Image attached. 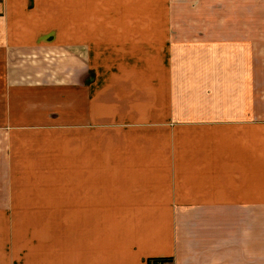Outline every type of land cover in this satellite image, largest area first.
Instances as JSON below:
<instances>
[{
    "label": "crops",
    "instance_id": "1",
    "mask_svg": "<svg viewBox=\"0 0 264 264\" xmlns=\"http://www.w3.org/2000/svg\"><path fill=\"white\" fill-rule=\"evenodd\" d=\"M25 216L36 264H264V0H0V218ZM2 222L0 264L37 260Z\"/></svg>",
    "mask_w": 264,
    "mask_h": 264
},
{
    "label": "rangeland",
    "instance_id": "2",
    "mask_svg": "<svg viewBox=\"0 0 264 264\" xmlns=\"http://www.w3.org/2000/svg\"><path fill=\"white\" fill-rule=\"evenodd\" d=\"M196 1H194V5H197ZM2 220V225L9 227L8 225L13 222H16L17 225H21L20 234L21 241L27 244V246H31L32 255L37 260H14V264H36V262H40V260L44 257V242H45V224L46 218L44 216H25V217H15V218H0ZM4 223V224H3ZM11 231V230H10ZM16 236L19 239V234L16 233ZM26 237V239H24ZM17 239V241H18ZM16 241V242H17ZM6 242V246H9V251L12 250V242L11 235L9 239H0V243ZM11 261V260H8ZM160 264H172L171 261H162Z\"/></svg>",
    "mask_w": 264,
    "mask_h": 264
},
{
    "label": "built area",
    "instance_id": "3",
    "mask_svg": "<svg viewBox=\"0 0 264 264\" xmlns=\"http://www.w3.org/2000/svg\"><path fill=\"white\" fill-rule=\"evenodd\" d=\"M158 264H160V263H158Z\"/></svg>",
    "mask_w": 264,
    "mask_h": 264
}]
</instances>
